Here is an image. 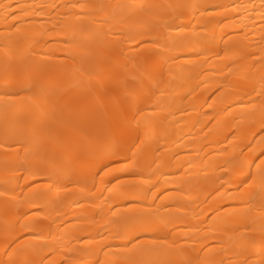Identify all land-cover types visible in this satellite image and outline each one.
<instances>
[{"label": "bare ground", "instance_id": "obj_1", "mask_svg": "<svg viewBox=\"0 0 264 264\" xmlns=\"http://www.w3.org/2000/svg\"><path fill=\"white\" fill-rule=\"evenodd\" d=\"M0 264H264V0H0Z\"/></svg>", "mask_w": 264, "mask_h": 264}]
</instances>
